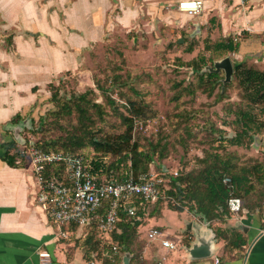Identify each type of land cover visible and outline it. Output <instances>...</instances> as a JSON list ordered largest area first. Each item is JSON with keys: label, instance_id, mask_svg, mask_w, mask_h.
Here are the masks:
<instances>
[{"label": "crops", "instance_id": "obj_1", "mask_svg": "<svg viewBox=\"0 0 264 264\" xmlns=\"http://www.w3.org/2000/svg\"><path fill=\"white\" fill-rule=\"evenodd\" d=\"M33 1L0 0L1 17L9 12L16 19L15 23L0 24L4 31L15 34L16 47V53L8 51L0 39V126L21 105L31 104L41 95L46 98L44 86L53 76L78 70L86 59L84 53L105 42L107 32L130 33L144 27L149 33L167 20L169 11L161 10L171 9L179 0H58L63 21L56 12L49 18L43 10L39 11L40 19L32 20L26 11H32ZM18 10L25 13L21 23L17 21ZM184 18L191 22L186 26L188 33L197 24L202 37L236 42L237 51L229 55L232 63L246 61L264 71V0H205L201 12ZM185 21L178 27L185 29ZM1 135L0 129V141ZM257 142L264 151V132ZM35 194L36 183L27 164L10 167L0 159V264H39L37 253L42 250L51 254L50 264H89L92 259L84 258L78 244L58 238L57 227L36 206ZM162 212L149 218L158 219ZM191 216L181 238L184 243L175 250L162 247L159 240L142 242L139 229L148 222L147 217L143 218L133 251L120 254V264L126 253L129 264H264V201L261 211L243 209L238 215L212 223L215 228L228 230L227 235L231 230L241 232L245 245L226 248L225 240L214 236L213 253L208 258L189 256L188 249L196 242L197 233L205 238L213 234L207 223Z\"/></svg>", "mask_w": 264, "mask_h": 264}, {"label": "rangeland", "instance_id": "obj_2", "mask_svg": "<svg viewBox=\"0 0 264 264\" xmlns=\"http://www.w3.org/2000/svg\"><path fill=\"white\" fill-rule=\"evenodd\" d=\"M19 5L21 3L18 1L16 6L19 7ZM29 10L31 11V8ZM41 10L46 11L49 18L56 12L63 21V8L58 4V0H34L32 11L26 12L32 16V20L37 21L40 19L39 11ZM161 11H169L167 20L160 23L155 30L152 28L149 33L144 30V27L138 29L137 32L131 31L130 33L121 30H115L113 33L107 32L103 38L105 42L94 47L90 53H84L86 59L80 64L78 70L63 71L61 74L53 76L44 86L48 96L44 98L41 95L33 103L21 105L14 115L19 112L22 116L21 120L32 119L33 121L34 119L36 122L41 114H45L44 112L52 108L48 101L50 83L60 84L61 91L83 92L87 88H92L97 94L96 101L101 103L103 98L100 91L96 89L97 84L106 87L108 79H112L113 74L117 72L121 74L124 81L128 80L129 85L136 93L126 84H118L113 89V97L117 100V92L121 91L131 100L145 104V116L135 120L134 133L140 143V150H155L153 159L148 165V171L159 173L162 168H165L170 172L178 169V174L187 173L200 168L198 158H201L205 152L214 151L235 154L237 156L235 161L239 164L262 161L264 151L258 142L242 147L225 144V151L224 147H220V141H222L220 138L230 137L238 129L234 123L236 109L248 107L247 98L234 74L231 85L226 87L224 96L220 99L216 97L221 81L213 84L214 90L211 95L200 90H196L192 94L188 92L189 87H196L199 73H206L207 67H213L214 62L222 59L219 58L215 50L214 43L216 41L202 37L196 32V29L188 33L186 26L191 22L188 19L185 21L184 16L187 14L179 12L176 4L169 10ZM18 12L20 15L17 21L21 23L25 13H22V10H18ZM3 14V17L0 14V24L16 22L15 17L13 16V18L9 12ZM182 21H185L183 25L185 29L178 27ZM2 25H0L1 45L8 51L15 50L16 53L13 40L15 34L7 31L8 29L4 31ZM194 33L196 34L192 36ZM34 36L36 38L38 34L34 33ZM189 46L192 47L191 52L187 50ZM201 57L205 61L203 63L200 61L201 68L192 70L188 62ZM43 58L41 59L44 60ZM218 74L219 77H224L223 71ZM209 84L211 81H208L206 85L209 87ZM42 92L44 93V91ZM119 102L125 104L126 98ZM261 109L262 104L251 105V110L256 113L259 120L264 121ZM122 111L125 112V109L122 108ZM8 122L0 126L1 140L7 138V140L14 141L15 148H17L18 142L12 131L4 129ZM61 123L68 125L69 122L63 120ZM101 125L108 132L117 133L123 129L119 119L112 115L107 116L106 122ZM33 129L34 122L29 131ZM27 130L25 128L20 133L23 140H26L27 134L33 137L32 140L41 141L63 134L58 129L46 130L44 128L37 134L29 133ZM263 132L264 130L255 135V139L259 138ZM224 142L226 143V141ZM246 143L247 140H245ZM90 149L88 147L83 150L88 152ZM27 167L30 168L33 176L31 165L27 164ZM161 209L163 212L158 219L149 218L152 217L151 215H140L141 220L147 217L148 221L143 222L139 229L141 231L140 239L142 242H149L146 237L147 230L157 226L165 232L166 238L176 243L180 248L184 243L182 235L187 229V223H189L192 214L186 207L184 211H176L168 209V205L162 204L153 210V212H157L153 215H159ZM148 210H151V207ZM193 232L195 233L194 230ZM80 250L83 254V250L81 248Z\"/></svg>", "mask_w": 264, "mask_h": 264}, {"label": "trees", "instance_id": "obj_3", "mask_svg": "<svg viewBox=\"0 0 264 264\" xmlns=\"http://www.w3.org/2000/svg\"><path fill=\"white\" fill-rule=\"evenodd\" d=\"M214 45L219 58L235 53L238 48V44L232 39L216 41ZM187 50L191 52L192 47L189 46ZM200 61L201 63L205 62L204 58L201 57L192 59L188 63L192 70H199ZM232 66V75L234 74L238 79L239 86L247 98L248 107L236 109L234 123L238 129L235 133L230 137L220 138L222 139L220 147H224V151L225 144L242 147L257 142L258 138L255 139V135L264 130V121L259 120L256 113L251 110V105L262 104L261 112L264 114V71L254 68L246 61L233 62ZM223 78L219 77L218 73L208 70L206 73H199L196 87H189L188 92L192 94L196 90H200L211 95L214 90L213 84L221 81L216 97L220 99L224 96L226 87L232 83L230 81L224 84ZM208 81H211L209 87L206 85ZM118 84H126L132 89L128 80L124 81L121 74L117 72L113 74L112 79H108L106 87L97 84L96 89L100 91L103 98V102L100 103L96 101L97 94L92 88H87L83 92L61 91L60 84L50 83L48 101L52 108L44 112L45 114H41L36 122L31 119L32 124L34 122V129L27 130V132L37 134L45 128L46 130L58 129L63 134H59L53 139L33 140L34 145L45 151L72 152L82 155L86 160L91 159L94 170L101 171L99 181L102 178L123 181L129 172H132L134 177L140 174L148 176L150 173L148 165L153 159L155 150H140V143L135 138L134 133L135 120L145 116V104L131 100L121 91L117 92L118 99L116 100L112 92ZM32 90L35 91L36 88L33 87ZM132 91L135 92L133 89ZM125 98V104H121L119 101ZM122 108L125 109V112L122 111ZM110 115L119 119L123 125L122 131L108 132L101 125L106 122V117ZM21 119V113L17 112L9 122L16 124ZM63 120H67L68 125H63L61 123ZM29 137L33 139L31 135L27 134V141ZM245 140H247L246 144ZM15 146L14 141L7 140V138L1 140L0 159L10 167H22L26 160L23 158L17 162L18 155L16 152H12L16 151ZM88 147L91 148L89 151L87 150L88 152L83 150ZM236 159L237 156L231 152H205L201 158H198L201 166L196 170L179 173L178 176L173 177L167 173L162 174V168L159 175H163L165 181L156 185L161 197L153 202L143 201L139 198L134 199L137 207L134 216H129L122 207L119 209L116 228L111 232L118 254L114 262L104 259L101 264H120V254L133 251L132 247L135 244L136 235H138L137 229L143 221L140 215L145 214L153 217V214L157 213L153 210L162 204H166L168 209L176 211H184L186 207L192 215L208 224L215 237H222L225 240L226 248H240L245 245V239L241 236V232L231 230L230 235H227L228 230H220L212 224L214 221L222 222L225 218L232 216L228 210L230 198H240L242 210L261 211L264 201V159L243 164L237 163ZM46 176H55L58 180H63L61 167L49 166ZM224 178H229L230 181L224 183ZM149 207L151 210H148ZM161 211L159 212L161 213ZM73 231L70 241H73L74 246L77 244L79 247L81 246L82 255L85 259H92L91 254L93 252L100 258L101 253L108 248L102 242L94 224L87 230L85 236L76 237L77 229Z\"/></svg>", "mask_w": 264, "mask_h": 264}, {"label": "built area", "instance_id": "obj_4", "mask_svg": "<svg viewBox=\"0 0 264 264\" xmlns=\"http://www.w3.org/2000/svg\"><path fill=\"white\" fill-rule=\"evenodd\" d=\"M204 1L179 0L176 8L179 12L194 16L201 12ZM15 149L16 151L12 152L18 155L17 162L24 158L25 164L31 165L36 183V206L57 227L58 238L70 241L74 229L81 231L80 234L76 232V237L85 236L93 224L96 226L102 242L108 248L101 253L100 258L93 252L89 264L102 263L104 259L115 261L118 249L112 240L111 232L116 228L121 207L129 216H134L137 209L134 199L153 202L161 197L156 185L165 180L159 173L150 172L148 176L140 174L134 177L132 172H129L123 181L105 178L99 181L101 171L94 170L91 159L86 160L82 155L41 150L34 145L31 137L28 141L25 140L24 144H17ZM52 165L61 167L63 180L46 176L48 167ZM165 173L176 177L178 169L170 172L163 168L162 174ZM229 181V178L223 179L224 183ZM228 210L231 215H238L242 210V200L230 198ZM146 237L149 241L159 240L161 246L169 250H175L177 247V244L166 238L165 232L159 228H150ZM37 255L39 264H50L52 261L51 254L46 250L38 251ZM214 261L218 263L217 258Z\"/></svg>", "mask_w": 264, "mask_h": 264}, {"label": "water", "instance_id": "obj_5", "mask_svg": "<svg viewBox=\"0 0 264 264\" xmlns=\"http://www.w3.org/2000/svg\"><path fill=\"white\" fill-rule=\"evenodd\" d=\"M196 32L199 33V26L196 24ZM196 33L192 34L195 35ZM182 41V40H180ZM206 70L213 73H218L223 71L224 78L223 83H228L231 81L233 66L229 56H226L216 62L213 63V67H207ZM32 126L31 119L20 120L16 124H12L8 122L4 129L8 131H12L15 140L18 144H24L25 140L21 137L20 133L23 129H30ZM240 230L246 231V228L242 226H238ZM245 229V230H244ZM213 239L214 234H211L209 238H205L204 236H200L199 233L196 235V242L192 244V246L188 249L189 256L194 259H203L208 258L213 253ZM122 264H129V254L126 255L122 259Z\"/></svg>", "mask_w": 264, "mask_h": 264}]
</instances>
